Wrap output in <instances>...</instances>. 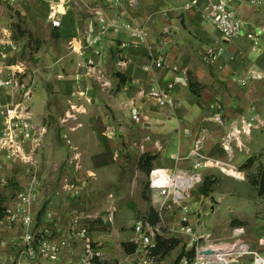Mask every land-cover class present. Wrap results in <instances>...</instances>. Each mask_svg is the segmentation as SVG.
Listing matches in <instances>:
<instances>
[{"label": "crops", "instance_id": "1", "mask_svg": "<svg viewBox=\"0 0 264 264\" xmlns=\"http://www.w3.org/2000/svg\"><path fill=\"white\" fill-rule=\"evenodd\" d=\"M25 3L24 27L28 31L21 36L10 26L14 17L8 11L0 16V55L6 50L13 56V62L15 56L25 64L24 79L33 85L26 101L31 121L35 127L45 125L47 132L40 139L39 154L34 155L35 167L29 173L22 164L11 163L0 154V195L4 198L0 203L3 207L0 253L9 256L23 251L22 237L28 227L20 223L10 227L1 221L5 219L6 208L19 204L12 195L32 176L44 182L38 190L40 198L45 191L58 189L52 179L63 175L102 177L105 169H116L114 154H119V164H125L123 144L133 149L138 160L144 154L150 155L152 170L190 171L198 163L196 172L200 177L217 178V172L222 171L232 178L246 180L241 176L245 171L238 175V168L249 157L264 151V0L254 4L249 0L234 2L238 17L249 28L247 31L259 32L255 41L246 32L224 39L197 10H185L184 0H25ZM52 9H56L60 20L58 27L49 19ZM126 24L142 26L146 39L131 37L129 30L123 28ZM98 35L100 40L94 42ZM32 38L38 39L35 44H29ZM11 42L19 44L22 58L19 51H10ZM210 49L217 53L214 59L208 56ZM161 56L165 66L157 67L155 58ZM89 58L99 73L92 72V67L78 66ZM2 61L0 58V64ZM4 74L0 78L4 79ZM190 82L202 86L199 96L190 89ZM3 88L0 83V89ZM152 90L166 92L172 105L161 106L149 94ZM14 100L16 97L10 93L0 96V104ZM134 109L141 114L139 123L132 122ZM2 122L0 115V128ZM247 123L251 124L250 133L238 134ZM64 135L70 137V145L78 151L82 170L65 162ZM237 157L240 162L234 164ZM213 185L207 196L200 193L203 198L214 197ZM151 194V206L158 211L161 198L157 193ZM214 201L201 206L197 200L194 211L210 209L215 213L219 201L215 198ZM71 202L67 194H62L44 204L42 214L35 215L41 204L34 207L31 227L53 230L55 241L69 238L73 212L78 209ZM116 205L119 213L112 228L88 234L101 252V257L90 264L139 263L142 254L138 247L134 253H126L122 246L123 242L136 244L135 203ZM169 209L159 216L171 224L180 212L176 207ZM233 222L242 228L252 225L244 213L240 212L238 217L231 215L228 233L224 234L227 238L232 234ZM256 224L245 240L246 247L253 249L249 253L253 257L262 255L256 240L264 239V218ZM197 232L207 238L218 237L215 227L198 228ZM184 240L182 246L189 250L193 241L187 236ZM83 246L81 239L70 238L68 246L49 264H86L82 262ZM181 252L176 248L162 257H152L151 264H188L187 256ZM196 258L197 255L192 264ZM213 259L218 264L222 261L218 256ZM233 262L231 255L226 264Z\"/></svg>", "mask_w": 264, "mask_h": 264}, {"label": "rangeland", "instance_id": "2", "mask_svg": "<svg viewBox=\"0 0 264 264\" xmlns=\"http://www.w3.org/2000/svg\"><path fill=\"white\" fill-rule=\"evenodd\" d=\"M25 6H26L25 0H0V16L1 14L5 15L6 12L8 11L9 14L12 17H14V21L10 22L9 24L10 26H12L13 30L15 31L14 33L19 34L20 36L21 34H24L28 31L24 27V24L26 23L25 20L26 14L24 12L26 10ZM37 40H34L32 38L29 41V44L30 42H32V44H35ZM20 51L18 53L19 55H20ZM20 57L21 55L19 56V58ZM14 58H15L14 63L18 62L17 61L18 58H16L15 56ZM8 59L9 58H4L0 64V68H3V73H6L4 74L6 75V77L8 71L7 65L8 64L11 65L13 63L12 61L13 59L11 60ZM29 85L31 86V89H33L32 83H29ZM9 93L11 94V89L7 87L0 89V96L6 97L7 95H9ZM8 102L9 101H5L4 103H1L0 107L2 104ZM67 117H73V115L70 116L68 115ZM132 122L135 121L133 120ZM106 132L108 134L107 129ZM62 138L65 141L63 142V144L67 151L65 162L66 161L70 162V165L72 167H76L78 171L82 170V163L79 162L80 158L77 153L78 151L75 150V148L72 147L69 143H67L70 140L69 139L70 137H68V135H64ZM38 145L37 146L32 145V147H30L29 149V152L33 158H35L34 155L36 153L39 154L37 147L39 148L40 145L39 146ZM122 149H123L122 155H124V158H126L125 164L123 163L119 164L117 159L119 154H114L113 158L116 159L114 160L115 161L114 165H116V169L115 170L113 169L111 171L108 170L109 168L105 169L106 174L102 173L103 175L102 177L101 176L97 177L94 174L90 176H85L83 178L82 177L72 178L70 176L63 175L61 177H58L57 179H52V181L55 184H58L59 187L58 189L45 191L41 198L39 192L37 191L36 201L32 205L33 207H31L30 209L33 218H34V212L32 209L34 207L41 204L42 206H40L41 208L38 210L39 212L35 215L42 214L44 204L53 201L54 198L56 199L58 196L62 194L64 195L67 194L69 199L72 201L71 203L78 206L77 211L73 212L74 215L73 213L71 214V216L72 215L74 216L73 217L74 219H78L76 223L77 225L75 226L76 228H78V230L81 227H85L89 231V233L92 230L98 232L109 231L115 222V219L113 221L110 220L111 211L113 207L116 208V210L114 211L115 213L114 218H116L117 214L119 213L116 204L117 203L122 204L128 201L135 203L136 220L147 221L148 212L152 207L151 205L153 204V196L148 187L149 175L150 172L152 171V168H150L149 173L142 170L138 166L139 165L138 156L134 155L135 152L133 151V149L129 150V147L125 146V144L122 145ZM136 154H138V152ZM255 156H257L255 159V163L250 168L245 170L241 169L240 167L238 168V173H239L238 175H240L241 172L245 171V174H242L241 176H244L246 180L242 179L241 177L232 178L230 176H227L224 172L218 171L216 183L212 187V195L214 197H208V199H206V197L203 198V196L200 194V187L204 181V177H201V180L196 182L194 187L191 188L188 192L191 196V197H187V203L189 205L188 213H187L188 222L182 223L181 221L182 211H180L179 209L180 214L177 220L172 219L171 224H169L165 220L160 219V223L159 224L157 223L159 227V231L155 229V237L156 235H160L164 238L177 239L179 241V244L175 246L172 250L176 248H180L182 251L181 253H184L186 251H190L191 249H195V255L197 254L198 249L202 251L208 248L214 250L218 248H230V247L237 248V251L232 253V259L234 261L233 262L234 264H253V263L256 264L255 261L256 258H260V259L264 258V243H263L264 239L256 240L259 243L258 252L262 253L261 256L255 255L253 257L252 254H249V253H253V249L248 247L246 252H243L242 250L243 246H246L245 240L247 239V237H249L252 234L251 229L253 230V228H256L257 221H261V219L264 218L263 200L257 195L256 189L249 186V184L247 183L248 176L255 175L258 171V168L264 166V151ZM8 161L11 160L8 159ZM238 162L240 161L238 160L237 157L233 161V163L236 164ZM11 163L13 162L11 161ZM34 165H31L30 168L28 166L30 171L33 169V167H35ZM23 166L27 170V166L26 165ZM196 171H198V168L194 169L192 165L191 170L188 172L197 173ZM42 183L44 184L42 180H39L40 186L42 185ZM143 193L145 194L144 196ZM12 196L17 197V194L15 193ZM214 198L219 201L217 206V211L215 213H213L212 210L210 209H206L201 212L199 210H197V212L196 210L194 211V208L197 204V200L200 202V205L202 206L205 202H207L208 205L215 203ZM2 202H4V198L0 195V203ZM2 209L3 207L0 205V214ZM167 209L170 210L169 208ZM240 212L244 213L245 217L250 221V223H252V225L242 228V226L239 223L235 224L233 222V224H231L232 234L230 235V237L227 238V236H225L224 234L228 233V229L230 226L228 223V219L231 215H233V217H238ZM175 213L176 212H174V216ZM253 215L257 219H253L252 217ZM48 216H51V214H48ZM102 217H105V220H103ZM174 220H176V222H174ZM175 223L177 224L175 225ZM173 224L174 226H172ZM183 225L192 226L193 234L192 232L191 233L183 232L181 230ZM71 226H73V224H71ZM214 227L216 228V232L218 233L217 236L219 238L218 237L207 238L206 236L201 235L197 232L198 228H203L204 230H210V229L214 230ZM238 228H241L242 230L241 233L235 232V230ZM49 230L52 233V238H54L55 234L53 233V230L51 229ZM33 231L40 233L43 230L42 229L39 230L34 226ZM70 233H72V227H69V231L67 234ZM194 235L197 238L195 241L192 240L193 246L189 248V250L188 249L186 250L185 246H182V243H184V241L186 240V239L184 240V237L187 236L189 237V239L190 238L192 239ZM92 243L94 246H97V242H92ZM224 250L225 249H219V251H224ZM171 251H169L168 253H170ZM159 258L161 257H156L155 259L158 260Z\"/></svg>", "mask_w": 264, "mask_h": 264}, {"label": "built area", "instance_id": "3", "mask_svg": "<svg viewBox=\"0 0 264 264\" xmlns=\"http://www.w3.org/2000/svg\"><path fill=\"white\" fill-rule=\"evenodd\" d=\"M249 1L252 4L257 2V0ZM234 2L235 0H184V9L197 10L226 40L233 39L246 32L248 38L255 41L259 32L253 30L247 31L249 28L238 17ZM49 19L55 27L60 26V20L56 17V9H52L49 14ZM123 28L129 30L131 37L138 38L142 41L147 37V33L142 26L134 27L126 24ZM102 32H104V28ZM100 38L101 36L98 35L93 38V41L98 42ZM8 46L11 52L19 51L18 43L11 42L10 44L8 43ZM216 55L217 53L213 49L208 51L210 59H214ZM0 56L1 59L9 58L8 60H11L13 57L6 50ZM93 64L94 61L89 58L85 62L79 63L78 66L85 65L93 69ZM155 65L157 67H164V57L155 58ZM7 69V77L0 79V83L2 86L11 89V94L16 97V100L2 104L0 107V115L3 118L2 127L0 128V154H3L12 162L26 165L29 173V168L35 164L29 149L32 145L37 146L40 143V139L46 134L47 128L46 126L35 127L32 124L31 114L26 105V101H28L32 94V89L24 79L26 73L25 64L22 61L13 62L11 65H7ZM92 72L99 73L97 69H93ZM3 74V68H0V76ZM149 94L156 97L161 106L172 105L166 92L152 90ZM131 115L135 122L139 123L141 121V114L137 110L134 109ZM250 126V123L243 125L237 133L249 134ZM233 137L237 139L236 136L233 135ZM67 143L70 144V141ZM199 166L200 164L198 163L193 164L194 169H197ZM200 180L201 177L197 173H189L184 170L170 172L166 168L153 169L149 175L148 187L152 193H157L161 198L158 212L160 213L166 208L176 207L182 211V223L188 222V205L186 203L187 197L189 196L188 192ZM39 187V179L32 176L17 193L19 200L18 206L5 209V222L1 221V223H5L10 227L14 223H20V225L26 226L28 229L22 237L23 251L17 255L13 254L9 256L0 253V264H32L37 260L40 261V264H49L58 258L64 247L68 246L70 238L72 240L81 239L84 242L82 262L90 264L95 259L100 258L101 252L98 246H94L92 243L94 241L88 238L89 231L85 227H81L79 230L75 227L78 219H73L71 222L73 224L71 226L72 233L69 234V238L67 239L55 241L49 229L43 230L40 233L33 231L31 225L34 223V218L30 209L36 201V193ZM115 210L116 208L113 207L110 217L112 221L115 219ZM155 229L156 226H152L147 221H137L133 225V230L136 233L135 242L138 250L142 254L138 264H151L153 257L151 251L156 243L154 240ZM181 230L185 233H191L193 228L190 225H183ZM235 232L241 233L242 230L238 228ZM196 238L194 235L192 240L195 241ZM200 251L198 249L194 264H207L208 261H215L209 256L201 255ZM259 259L256 258V263Z\"/></svg>", "mask_w": 264, "mask_h": 264}, {"label": "trees", "instance_id": "4", "mask_svg": "<svg viewBox=\"0 0 264 264\" xmlns=\"http://www.w3.org/2000/svg\"><path fill=\"white\" fill-rule=\"evenodd\" d=\"M190 89L192 92L199 96L200 90L202 86L198 84L197 82H190ZM257 156L253 155L249 157L244 164L240 166L241 169L245 170L250 168L254 163ZM152 160V157L148 154L142 155V157L139 160V168L149 173L151 164H149ZM216 182V178L211 177H205L203 184L200 187V193L204 195H208L211 186ZM248 183L251 187L255 188L257 191V195L263 200L264 202V166L258 168V171L255 175L248 176ZM145 194L143 193V196ZM160 221L159 213L156 211L153 207L150 208L148 212V218L147 222L151 224L152 226H156L157 223ZM155 246L152 248L151 255L153 257L155 256H164L168 254L169 251H171L175 246L179 244V241L177 239L173 238H164L160 235H156L155 237ZM122 246L126 253H134L137 249V245L132 242H123ZM184 254L188 258V264H192L191 261L195 257V249H191L190 251L184 252Z\"/></svg>", "mask_w": 264, "mask_h": 264}, {"label": "bare ground", "instance_id": "5", "mask_svg": "<svg viewBox=\"0 0 264 264\" xmlns=\"http://www.w3.org/2000/svg\"><path fill=\"white\" fill-rule=\"evenodd\" d=\"M60 11H63V8L62 7L60 8ZM240 248H242V247H240ZM219 249H225V250L224 251H219ZM216 250H218L217 253H216V256L220 257V259L222 260L221 263L226 264L230 260V257L232 255V253H234L235 251H237V248H231V247L230 248H218ZM242 250H243V252H246L247 251V247L246 246H243V249ZM213 258L214 257H212V259ZM256 264H264V258L259 259Z\"/></svg>", "mask_w": 264, "mask_h": 264}, {"label": "water", "instance_id": "6", "mask_svg": "<svg viewBox=\"0 0 264 264\" xmlns=\"http://www.w3.org/2000/svg\"><path fill=\"white\" fill-rule=\"evenodd\" d=\"M217 251L218 250L208 248V249H204V250L200 251V254L206 255V256H209L210 258H212V257L216 256ZM207 264H217V263H215V261H208ZM219 264H223V263L220 262Z\"/></svg>", "mask_w": 264, "mask_h": 264}]
</instances>
